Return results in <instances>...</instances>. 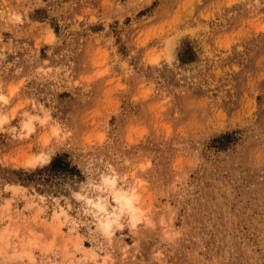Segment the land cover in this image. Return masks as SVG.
<instances>
[{
	"label": "rangeland",
	"instance_id": "obj_1",
	"mask_svg": "<svg viewBox=\"0 0 264 264\" xmlns=\"http://www.w3.org/2000/svg\"><path fill=\"white\" fill-rule=\"evenodd\" d=\"M0 264H264V0H0Z\"/></svg>",
	"mask_w": 264,
	"mask_h": 264
},
{
	"label": "bare ground",
	"instance_id": "obj_2",
	"mask_svg": "<svg viewBox=\"0 0 264 264\" xmlns=\"http://www.w3.org/2000/svg\"><path fill=\"white\" fill-rule=\"evenodd\" d=\"M116 185V181L113 177H105L103 178V186L99 187V191L110 190L112 193L110 196L109 202H106L102 197L97 198V200H89L88 204L92 206L95 210V215L101 216L99 218V222L101 224L102 229L105 233L110 234L111 226L113 223L117 222L121 215L126 212L131 214L132 224L136 225L140 218L136 214L137 210L134 206V195L127 196L120 194L117 190H114ZM115 203V205L112 204ZM109 206L111 209L109 210ZM56 219H59V215H55Z\"/></svg>",
	"mask_w": 264,
	"mask_h": 264
},
{
	"label": "trees",
	"instance_id": "obj_3",
	"mask_svg": "<svg viewBox=\"0 0 264 264\" xmlns=\"http://www.w3.org/2000/svg\"><path fill=\"white\" fill-rule=\"evenodd\" d=\"M51 167H52V171H57V170H60V171H66V172H69V169H68V165L65 164L61 158H57L55 159L52 163H51Z\"/></svg>",
	"mask_w": 264,
	"mask_h": 264
}]
</instances>
